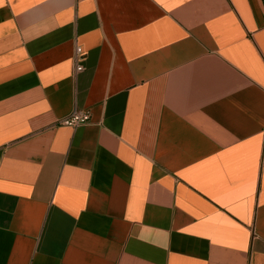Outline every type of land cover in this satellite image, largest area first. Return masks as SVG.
<instances>
[{
    "label": "crops",
    "instance_id": "0c3cea01",
    "mask_svg": "<svg viewBox=\"0 0 264 264\" xmlns=\"http://www.w3.org/2000/svg\"><path fill=\"white\" fill-rule=\"evenodd\" d=\"M0 264H264V0H0Z\"/></svg>",
    "mask_w": 264,
    "mask_h": 264
},
{
    "label": "built area",
    "instance_id": "2783aa9c",
    "mask_svg": "<svg viewBox=\"0 0 264 264\" xmlns=\"http://www.w3.org/2000/svg\"><path fill=\"white\" fill-rule=\"evenodd\" d=\"M84 55L85 53L83 52V50L80 47H78L75 55V68L77 73L82 72L84 70V66L82 64ZM90 120H91V115L89 112L79 111L75 109L68 117L61 119L59 121V124L76 128L90 123Z\"/></svg>",
    "mask_w": 264,
    "mask_h": 264
}]
</instances>
